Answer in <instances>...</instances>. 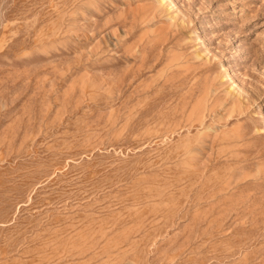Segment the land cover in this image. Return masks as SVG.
Returning <instances> with one entry per match:
<instances>
[{
    "label": "rangeland",
    "instance_id": "374dc122",
    "mask_svg": "<svg viewBox=\"0 0 264 264\" xmlns=\"http://www.w3.org/2000/svg\"><path fill=\"white\" fill-rule=\"evenodd\" d=\"M0 264H264V0H0Z\"/></svg>",
    "mask_w": 264,
    "mask_h": 264
}]
</instances>
